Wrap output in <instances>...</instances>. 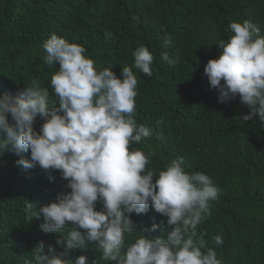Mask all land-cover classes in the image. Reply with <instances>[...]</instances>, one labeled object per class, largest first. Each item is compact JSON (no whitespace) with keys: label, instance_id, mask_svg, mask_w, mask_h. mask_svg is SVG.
Instances as JSON below:
<instances>
[{"label":"trees","instance_id":"16d2710c","mask_svg":"<svg viewBox=\"0 0 264 264\" xmlns=\"http://www.w3.org/2000/svg\"><path fill=\"white\" fill-rule=\"evenodd\" d=\"M243 21L264 35V0H0V96L18 95L35 81L49 91V107L56 103L50 80L58 65L44 63L42 48L53 33L82 44L99 70L110 67L121 79L122 67L134 63L133 51L147 47L154 55L152 75L133 69L134 118L152 134L130 149L151 153L146 167L157 173L182 157L186 171L209 175L220 195L209 202L196 242L202 237L203 250L213 248L221 264H264V125L258 116L237 120L250 110L239 97L218 102L204 75L207 62L220 55L216 43L233 35L230 23ZM165 53L171 65L161 59ZM42 122L37 115L33 127L39 131ZM20 158L12 151L0 154V264H29L40 242L46 254L49 245L62 251L56 241L70 231L46 234L42 216L28 221L29 203L39 210L70 189L59 171L24 169ZM130 218L137 231L126 243L143 234L167 239L168 217L151 206ZM216 235L222 245L214 243ZM81 255L87 264H115L102 260L93 242L70 258Z\"/></svg>","mask_w":264,"mask_h":264},{"label":"clouds","instance_id":"9594fccd","mask_svg":"<svg viewBox=\"0 0 264 264\" xmlns=\"http://www.w3.org/2000/svg\"><path fill=\"white\" fill-rule=\"evenodd\" d=\"M229 27L233 35L216 43L220 55L207 62L204 75L218 102L239 97L250 110L237 120L258 116L264 125V35L248 21ZM165 43L171 45L170 36ZM42 48L44 63L58 65L50 80L56 103L49 107V91L35 81L18 95L0 96V154L19 155L17 163L24 169L57 170L70 189L39 210L27 205L28 221L42 216L40 228L46 234L70 226L56 241L62 251L49 245L46 254L40 242L29 264H87L86 256L70 258L86 242L97 246L102 260L115 264H221L213 248L203 250L202 237L196 242L209 202L220 195L212 178L186 171L182 157L157 173L146 167L151 153L130 149L152 134L134 118L138 80L133 69L150 77L154 55L139 46L132 53V66L122 67L121 79L110 67L99 70L82 44L54 33ZM161 59L174 62L167 53ZM37 115L43 121L39 131L33 127ZM97 202L102 210H96ZM150 206L168 217L167 239L143 234L126 243L137 231L131 214L146 213ZM213 241L223 244L220 235Z\"/></svg>","mask_w":264,"mask_h":264}]
</instances>
